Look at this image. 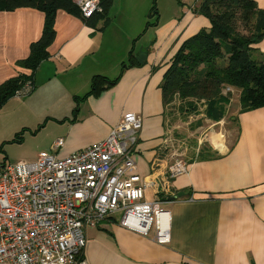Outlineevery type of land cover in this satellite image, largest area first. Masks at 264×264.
I'll return each mask as SVG.
<instances>
[{
	"label": "crops",
	"instance_id": "crops-1",
	"mask_svg": "<svg viewBox=\"0 0 264 264\" xmlns=\"http://www.w3.org/2000/svg\"><path fill=\"white\" fill-rule=\"evenodd\" d=\"M254 1L264 10V0ZM194 10L179 14L173 25L148 22L144 32L152 30L153 37L147 55L136 51L144 32L137 38L114 28L110 39L108 17L89 25L57 13L55 40L37 69L29 98L44 105L36 118L40 125L29 131L46 127L43 131L56 133L48 151L39 154L65 159L87 150L103 142L125 114L135 113L143 128L134 173L141 178L145 201L160 198L171 217L167 245L122 228L117 217L104 220L86 231L82 257L87 264H264V108L241 114L240 92L234 90L230 105L235 108L222 120H211L218 126L207 136L203 152L184 158L187 172L170 178L175 151L161 86L182 45L210 28ZM44 22V13L35 9L0 11V86L24 72L18 63L29 57ZM254 48L264 54V40ZM132 51L139 63L128 66ZM96 76L105 80L92 93ZM59 140L63 145L56 148ZM179 194L184 196L172 199Z\"/></svg>",
	"mask_w": 264,
	"mask_h": 264
},
{
	"label": "built area",
	"instance_id": "built-area-1",
	"mask_svg": "<svg viewBox=\"0 0 264 264\" xmlns=\"http://www.w3.org/2000/svg\"><path fill=\"white\" fill-rule=\"evenodd\" d=\"M73 1L83 20L103 12L100 0ZM142 128L141 116L127 113L103 142L68 158L43 153L32 163L2 164L0 264H87L86 231L117 215L122 228L169 244L170 213L160 198L145 201L134 173ZM173 157L171 179L187 172V162Z\"/></svg>",
	"mask_w": 264,
	"mask_h": 264
},
{
	"label": "trees",
	"instance_id": "trees-1",
	"mask_svg": "<svg viewBox=\"0 0 264 264\" xmlns=\"http://www.w3.org/2000/svg\"><path fill=\"white\" fill-rule=\"evenodd\" d=\"M100 1L103 12L86 20L89 25L106 19L114 2ZM201 1L195 13L206 16L211 27L186 41L173 58L161 86L165 105L178 97L191 110H197L193 100L203 102L209 118L220 121L225 118L234 94H223L229 87L240 92L241 114L264 108V54H258L254 48L264 40V10L254 0ZM18 9L44 13V28L41 38L31 45L29 57L18 63L24 72L0 86V111L11 99L28 97L35 91V74L49 58L48 49L55 40L57 13L64 11L82 18L73 0H0V11ZM154 14L157 12L153 7L150 18ZM130 57L128 66L139 63L134 61L133 51ZM103 80L101 76L94 78L92 93L99 92ZM27 87L33 90L29 94L24 93ZM22 133L16 135L15 142L23 141Z\"/></svg>",
	"mask_w": 264,
	"mask_h": 264
},
{
	"label": "rangeland",
	"instance_id": "rangeland-1",
	"mask_svg": "<svg viewBox=\"0 0 264 264\" xmlns=\"http://www.w3.org/2000/svg\"><path fill=\"white\" fill-rule=\"evenodd\" d=\"M201 2L200 0H114L108 15V18L112 21H110L108 30L111 33L109 37L114 39L115 35L112 34L114 28L121 31L124 28L130 34L136 33L135 37L138 38L146 31L148 22L155 23L159 20L162 25L166 22L173 25L172 20L175 17H178L179 14L184 16L189 9H195L194 11H196ZM153 7L156 8L157 14L150 18ZM184 7L186 8L184 9ZM208 21L211 27L210 20L208 19ZM144 33L140 36L141 38H138L136 51H145V55H147L153 35L152 30H149L145 35ZM164 33L166 34V32ZM137 55L142 57L139 53ZM255 57L257 58L256 55L253 56L254 59ZM231 97L234 101L233 94ZM29 98L31 96L13 98L0 111V165L4 163L16 165L20 162H35L40 155L39 153L48 151L46 147L54 139L53 133L55 132L52 131V133L51 129L43 131L46 127L41 132L34 134L29 131L28 128L34 130L40 125L36 118L40 115L44 106L39 105L37 101L31 102ZM193 102L196 104L197 110H191L186 104L187 102L181 101L178 97L167 105L168 139L177 158L186 159L189 158L190 154L195 155V153L200 154L203 152L202 148L205 145L207 146V136L213 128L218 126H213L211 123V119L205 111L206 105L203 102L197 103L194 100ZM228 106V113L235 108V105ZM24 129H26L25 132ZM22 131L23 141L20 143L15 142L13 139L17 133ZM10 137L13 138L3 144ZM213 142L216 144L215 139H213ZM167 208L169 207L167 206ZM120 217V215H117L118 219Z\"/></svg>",
	"mask_w": 264,
	"mask_h": 264
},
{
	"label": "water",
	"instance_id": "water-1",
	"mask_svg": "<svg viewBox=\"0 0 264 264\" xmlns=\"http://www.w3.org/2000/svg\"><path fill=\"white\" fill-rule=\"evenodd\" d=\"M184 196V194H179L176 197L172 198L173 200H176L177 198H182Z\"/></svg>",
	"mask_w": 264,
	"mask_h": 264
}]
</instances>
